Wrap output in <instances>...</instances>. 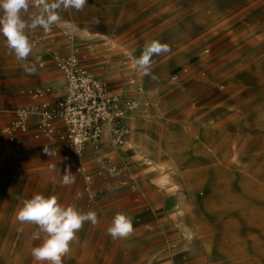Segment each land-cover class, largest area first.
I'll use <instances>...</instances> for the list:
<instances>
[{
	"label": "rangeland",
	"instance_id": "1",
	"mask_svg": "<svg viewBox=\"0 0 264 264\" xmlns=\"http://www.w3.org/2000/svg\"><path fill=\"white\" fill-rule=\"evenodd\" d=\"M164 3L183 6V16L166 17ZM60 15L50 33L28 31L33 50L24 62L0 35V107L9 104L12 114L33 103L17 104L19 96L33 100L38 86H28L36 74L22 63L64 82L58 62L73 50L123 107L138 86L149 105L130 113L126 146L108 136L82 158L61 140L47 145L51 157L23 148L3 128L0 264H35L37 228L15 214L37 193L97 213L99 223L83 225L63 264H264V0H88ZM151 40L170 51L154 56L145 75L135 60ZM146 133L147 149L138 141ZM66 168L75 175L70 185L62 183ZM120 212L134 231L113 239L107 228Z\"/></svg>",
	"mask_w": 264,
	"mask_h": 264
},
{
	"label": "clouds",
	"instance_id": "2",
	"mask_svg": "<svg viewBox=\"0 0 264 264\" xmlns=\"http://www.w3.org/2000/svg\"><path fill=\"white\" fill-rule=\"evenodd\" d=\"M87 4L88 0H0V35L5 38L9 53L14 54L18 61L24 62L33 50L28 31L42 28L44 33L48 34L53 25L62 23L60 10L74 9L79 12ZM30 8L39 10V13L30 14L25 19L23 14L29 13ZM96 22L99 23L98 20ZM65 27L72 33L79 30L74 24H66ZM168 51L169 46L159 40L147 41L141 55L135 60L138 70L150 75L153 57ZM21 66L29 75L37 72L35 65L22 63ZM43 151L49 157L56 155V152L47 146H44ZM74 182L75 175L66 168L62 183L70 185ZM80 196L81 194H78L77 198ZM15 218L21 224L35 225L37 228L32 239L39 240L40 243L31 248L35 264H63V257L71 251L70 245L77 239V233L83 225L86 222L93 226L99 223L95 211L84 213L74 205L60 203L55 195L45 196L39 193L21 201ZM133 231L132 218L123 212L117 213L107 228V233L113 239L127 238Z\"/></svg>",
	"mask_w": 264,
	"mask_h": 264
},
{
	"label": "built area",
	"instance_id": "3",
	"mask_svg": "<svg viewBox=\"0 0 264 264\" xmlns=\"http://www.w3.org/2000/svg\"><path fill=\"white\" fill-rule=\"evenodd\" d=\"M58 66L65 79L63 96L51 101L48 88L34 89L32 97L37 102L15 110V118L7 131L10 134L17 130L28 132L34 123L35 139L55 135L68 144L78 158H82L89 146L101 145L106 136L112 144L126 146L130 112L139 104L149 105L144 87L138 86L135 99L123 107L119 94L81 65L77 50L58 62ZM118 169L117 164L111 166L112 172Z\"/></svg>",
	"mask_w": 264,
	"mask_h": 264
},
{
	"label": "crops",
	"instance_id": "4",
	"mask_svg": "<svg viewBox=\"0 0 264 264\" xmlns=\"http://www.w3.org/2000/svg\"><path fill=\"white\" fill-rule=\"evenodd\" d=\"M182 8H183V6H181L180 4L171 6V8H170L169 4L164 3L163 13H166V17H169L170 15H175L176 16L175 19L177 20L183 16L184 12H183ZM54 40H55L54 38L51 39V44L47 48L48 51H51V52L53 51L52 48L54 46L52 43L54 42ZM38 63L40 66L43 65V61L42 62L39 61ZM41 75H42L41 70L38 69L36 72V75L34 76V79L31 81V83H29L28 86L37 84L38 86H36V88L45 87L44 85L47 81L53 87V92H49L48 98L51 101H57V100H55V96H57V94H59V92H61L62 90H63V94H64L65 79H64V82L61 78H58L57 80L52 79V78H47L46 80H44L43 77H41ZM39 77L41 79H39ZM28 86L26 85V82H24V84H22L21 87L19 88V91L20 92L25 91V89ZM32 91L30 92L31 94H32ZM63 94H62V96H63ZM31 98L33 100L28 99L25 96H19L18 100H17L18 101L17 104L21 105V104H28V103L33 102L32 104H30V105H33L37 101L32 97V95H31ZM30 105H26V106H30ZM20 107H25V106H20ZM20 107H18V108H20ZM18 108L14 109L12 114H10L11 109H10L9 104H6V106L0 107V146L1 147L5 146V145H9V143H8L9 140L5 136V134L3 133V128L7 125H9V126L11 125L12 121L15 118L14 112ZM33 133H34V123H32V126L28 132H22V131H18V130L14 131L12 133V135L10 136V139L12 141H17L18 143L23 144L24 145L23 148L29 147L31 150L44 149V146L51 145V144L55 143L56 141H60L59 138L55 135L51 136V137H41L40 139H35L33 136ZM148 135L149 134L138 139L139 144L145 149L149 148V146L151 145V141H150V138L148 137ZM107 137L108 136H106L105 138H107ZM12 138H14V139H12ZM128 143H129V141H128ZM89 149H92V148H88L87 151Z\"/></svg>",
	"mask_w": 264,
	"mask_h": 264
},
{
	"label": "bare ground",
	"instance_id": "5",
	"mask_svg": "<svg viewBox=\"0 0 264 264\" xmlns=\"http://www.w3.org/2000/svg\"><path fill=\"white\" fill-rule=\"evenodd\" d=\"M144 98H145V96H144ZM142 104H139V106H141ZM138 106V107H139ZM144 106V105H143ZM138 107L137 108H135V109H133L130 113L131 114H133V112L136 110V109H138ZM104 140V139H103ZM102 143H103V141L101 142V145H102ZM128 144V143H127ZM101 145H99V146H89V148H92V149H98Z\"/></svg>",
	"mask_w": 264,
	"mask_h": 264
}]
</instances>
